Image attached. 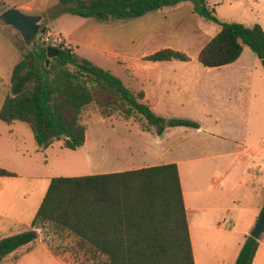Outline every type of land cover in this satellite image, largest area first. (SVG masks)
<instances>
[{"label":"trees","instance_id":"16d2710c","mask_svg":"<svg viewBox=\"0 0 264 264\" xmlns=\"http://www.w3.org/2000/svg\"><path fill=\"white\" fill-rule=\"evenodd\" d=\"M186 2L192 14L219 26L197 55L201 66L231 64L246 47L264 71L261 26L248 28L237 22L219 21L205 0H59L48 18L68 14L101 22L122 21ZM27 41L32 47L11 69L9 92L0 104V121L26 124L39 149L59 141L65 149H80L86 130L80 117L90 105L102 118L117 116L156 135L171 127L198 128L189 120L155 115L143 101L142 91L126 87L109 70L78 57L71 47L57 50V55L45 63L46 46ZM143 60L186 62L189 58L182 52L162 49ZM0 176L12 177L13 173L0 169ZM263 211L264 197L256 221ZM43 226L71 236L76 249L104 258V264H194L175 164L51 178L30 229L0 239V261L35 241L37 230ZM258 240L246 236L234 264H251Z\"/></svg>","mask_w":264,"mask_h":264},{"label":"crops","instance_id":"0c3cea01","mask_svg":"<svg viewBox=\"0 0 264 264\" xmlns=\"http://www.w3.org/2000/svg\"><path fill=\"white\" fill-rule=\"evenodd\" d=\"M177 6L128 21H86L76 37L61 39L74 46V51L84 47L120 69L126 82L122 83L142 91L143 101L155 115L189 120L198 128L171 127L156 135L131 122L116 121L113 143L107 145L109 133L105 121L99 130L93 126L86 128L84 144L78 150L89 175L175 164L194 264H234L245 237L256 223L264 197V134L262 139L248 140L251 71L256 59L252 51L244 47L231 64L216 68L201 66L197 55L212 36L203 33L208 32L207 25L199 28L194 17L187 23L186 15L192 14L191 7L182 10ZM23 8L21 12L26 15H42L33 11L31 3ZM162 49L182 52L189 60H143ZM154 67L159 69L149 70ZM55 143L62 147L61 141ZM38 150L42 149L36 147L35 151ZM193 161L199 162V167L193 169ZM189 174L194 175L192 184L186 181ZM203 177L207 181L205 186ZM218 190L223 195L240 191L245 196L227 205L204 199L207 193ZM34 192L35 198L25 217L6 219L30 229L45 194L36 186ZM243 204L244 210L241 209ZM233 206H237L234 212ZM236 214L242 217L240 227L234 226ZM6 227L0 222V239L9 237L2 236ZM38 231L35 241L8 254L0 264L30 259L36 254V248L58 264L46 245L41 240L38 242ZM258 239L251 264H264V231Z\"/></svg>","mask_w":264,"mask_h":264},{"label":"rangeland","instance_id":"374dc122","mask_svg":"<svg viewBox=\"0 0 264 264\" xmlns=\"http://www.w3.org/2000/svg\"><path fill=\"white\" fill-rule=\"evenodd\" d=\"M58 2L59 0H0V15L9 8H18L17 10L21 12V10H25L24 5L31 3L33 11L42 14L37 16L40 17L39 27H45L43 40L46 42V46L51 44L55 47L58 45L69 46L78 57L85 58L94 65L109 70L119 77L123 83H126L121 77L123 73L120 69H116V66H110L84 47L74 51V46L68 45L61 39V37L64 39L70 36L76 37L81 30V26L86 21H94V19L80 18L68 14L49 19L48 14L53 8H56ZM205 4L208 9H214V15L219 21L237 22L248 28L258 24L264 31V0H205ZM177 7L183 10L186 7H191V5L186 2ZM191 17L196 19L199 28L207 25L208 32L204 30L203 33L205 34L213 36L219 30L218 25L206 22L190 12L186 15L187 23L191 21ZM31 40L37 41L36 37ZM31 47L32 42L23 40L16 30L4 24L0 18V104L9 92V76L12 67L21 55ZM254 57L256 60L251 71L253 81L248 140L262 139L264 134V71L255 55ZM144 65L149 64L144 63ZM119 66L120 64L117 67ZM158 69L157 67L149 68L150 71H157ZM105 121L108 122L106 124V130L109 133L106 141L108 145L113 143L112 132L115 130V122L121 121V119L117 116L102 118L93 105L87 107L80 117V122L86 128L93 126L95 130H99L100 124ZM134 125L137 124L134 123ZM36 147L32 133L26 124L19 121L6 124L0 121V169L13 173L12 177L0 176V222L7 226L2 236H10L28 230L25 226L15 224L9 219H22L26 216L30 202L32 198H35V186L37 189L41 188L44 193L51 178L80 177L90 174L83 164L82 154L79 150L71 151L62 148L58 143L44 150L35 151ZM193 162V169L199 167V162ZM193 180L194 175L193 177L190 174L188 177L186 176V181L189 184H192ZM205 180L206 177H203L202 184L204 186L207 185ZM206 195V198H204L206 201L226 205L230 204L233 199L245 196L240 191L235 193L229 191L223 195L220 190L211 191ZM233 207L234 212L237 206ZM244 208L246 207L243 204L241 209L244 210ZM238 216H241V214L235 215V227L242 226L240 221L242 217ZM223 226L226 227V224ZM38 232V242L41 240L42 244L46 245L58 264H104V258L102 257H92L88 253L77 251L74 238L64 232L61 234L55 233L49 226H43ZM225 239H228L227 236ZM37 249L36 254L30 259H21L13 264H55L52 258L39 253Z\"/></svg>","mask_w":264,"mask_h":264},{"label":"water","instance_id":"95a60500","mask_svg":"<svg viewBox=\"0 0 264 264\" xmlns=\"http://www.w3.org/2000/svg\"><path fill=\"white\" fill-rule=\"evenodd\" d=\"M2 22L14 30H16L23 40H29L36 37V40L40 42L42 46H46V42L43 40V34L45 31V27H39L40 17L36 15H26L20 12L17 9L9 8L2 12L0 15ZM57 50H64L67 49L62 46L58 45H48L46 46V60L45 63L48 62V59L57 55ZM264 226V211L262 212L259 219L256 221L254 227L248 234L249 237L253 239H258L261 231Z\"/></svg>","mask_w":264,"mask_h":264}]
</instances>
